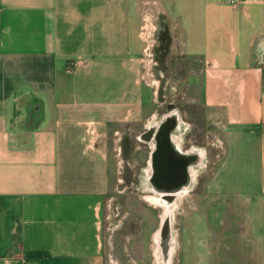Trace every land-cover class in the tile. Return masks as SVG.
I'll use <instances>...</instances> for the list:
<instances>
[{
  "label": "crops",
  "instance_id": "crops-1",
  "mask_svg": "<svg viewBox=\"0 0 264 264\" xmlns=\"http://www.w3.org/2000/svg\"><path fill=\"white\" fill-rule=\"evenodd\" d=\"M164 119L213 137L204 261L264 264V0H0V264H106L121 147Z\"/></svg>",
  "mask_w": 264,
  "mask_h": 264
},
{
  "label": "rangeland",
  "instance_id": "rangeland-1",
  "mask_svg": "<svg viewBox=\"0 0 264 264\" xmlns=\"http://www.w3.org/2000/svg\"><path fill=\"white\" fill-rule=\"evenodd\" d=\"M165 85L166 79L160 78L158 96L163 99L172 97L181 101L178 93L168 94L164 90ZM179 109L187 112V120L196 128L195 133L191 135L192 140L202 141L198 127L205 123V116L208 113L194 107L189 110L187 105L182 106V104ZM200 119H203L202 122ZM206 121L210 123L207 119ZM211 139L213 140V137L210 134L206 138L205 150L203 147L197 149L199 164L194 170L191 185L181 192L179 198L166 206L153 201L154 197L162 199L150 188L147 181L145 170L148 168L144 164L147 159L145 147L141 155L132 152L131 147L127 152L121 147L122 152L107 199L104 218L106 264H220L213 261L212 250L207 251L208 259L204 261V250L199 241L198 196L205 190L204 171L206 169L209 172L212 168L216 152L215 148L209 145ZM131 142L134 144L135 139L132 138ZM166 216L170 219L171 249L168 251V256L162 253L158 242L161 225ZM134 243L139 247V252L134 253L130 250ZM131 256H137L135 257L137 260L141 257V261H134ZM221 263L236 264L235 261Z\"/></svg>",
  "mask_w": 264,
  "mask_h": 264
},
{
  "label": "flooded vegetation",
  "instance_id": "flooded-vegetation-1",
  "mask_svg": "<svg viewBox=\"0 0 264 264\" xmlns=\"http://www.w3.org/2000/svg\"><path fill=\"white\" fill-rule=\"evenodd\" d=\"M160 113L162 115L166 113L167 115L166 107H161ZM173 130L174 129L172 126V121H170V119L169 120L164 119L157 128H156V122H154L152 125L150 124L149 127L144 130L142 135V137L145 139L144 143L148 144L144 146L145 152L147 153V159L145 160L144 164L145 167L148 168L147 170H145L146 171L145 173L147 174V181L149 183V186L153 191L157 190L161 192L162 191L175 192L179 190L180 192L187 189L189 183H191L190 172L192 169L198 166L199 155L195 154V152L192 153L194 156L193 157L194 160L192 164L187 159L181 158L184 157L185 154L181 153L182 155H184L182 156L181 154L177 153L175 151L176 147L171 146V143H169L168 141H166L165 145L160 144V142L158 144L157 139H160V141H165L163 137H165V139L169 138L170 140H172L171 134ZM148 140H152V145L148 143ZM186 143L182 144L183 150H187L188 148H190L189 147L190 145ZM167 149L169 150L167 153L169 156V162L168 164H165L162 163L164 162L162 157H159V155L156 156V152L162 150L163 151L162 154H163L164 151H167ZM151 154H153V157L150 159ZM153 201L154 203L161 204L163 206L169 204L168 201L160 200L156 197H154ZM166 217L167 218L164 220L163 224L167 223V219H169L168 216ZM168 228L169 226L167 227V229L161 227L160 240L158 241L162 253L166 256H168V251L171 249L169 244L170 230Z\"/></svg>",
  "mask_w": 264,
  "mask_h": 264
},
{
  "label": "water",
  "instance_id": "water-1",
  "mask_svg": "<svg viewBox=\"0 0 264 264\" xmlns=\"http://www.w3.org/2000/svg\"><path fill=\"white\" fill-rule=\"evenodd\" d=\"M168 138V137H167ZM163 139L165 140V141H160V139H157V142H158V144H159V142H160V144H162V145H165L166 144V141H168L169 143H171V146H173L174 147V145H172L173 143H172V140H170L169 138L168 139H165V137H163ZM176 149V148H175ZM170 150H172V149H170ZM168 149H167V151H164V153L162 154V150L161 151H157L156 152V156L157 155H159V157H162V159L164 160V162H162V163H165V164H168V162H169V156H168ZM177 153H179V154H181L180 152H179V150H178V148L175 150ZM155 155V154H154ZM182 155V154H181ZM182 156H184V155H182ZM153 157V154H151V157H150V159ZM194 156H193V154H191V155H188V154H185V156L184 157H181V158H184V159H187L190 163H192L193 164V160H194V158H193ZM165 169V168H164ZM164 169H163V172H164ZM167 170V169H166ZM194 170H195V168L194 169H192L191 170V172H190V180H191V182H192V178H193V176H194ZM192 174V175H191ZM164 177V176H163ZM191 183H189V185H190ZM188 186V185H187ZM189 187V186H188ZM187 187V188H188ZM186 190V189H185ZM184 191V190H183ZM156 192L159 194V196L161 197V199L162 200H164V201H168L169 203H171V202H173L177 197H179L180 196V192H182V191H180L179 192V190H177V191H175V192H173V191H170V192H168V191H157L156 190ZM164 222V221H163ZM163 224V223H162ZM169 226V230H170V220L169 219H167V227ZM161 227H162V225H161Z\"/></svg>",
  "mask_w": 264,
  "mask_h": 264
},
{
  "label": "bare ground",
  "instance_id": "bare-ground-1",
  "mask_svg": "<svg viewBox=\"0 0 264 264\" xmlns=\"http://www.w3.org/2000/svg\"><path fill=\"white\" fill-rule=\"evenodd\" d=\"M164 229H167V223L163 224L162 226Z\"/></svg>",
  "mask_w": 264,
  "mask_h": 264
}]
</instances>
